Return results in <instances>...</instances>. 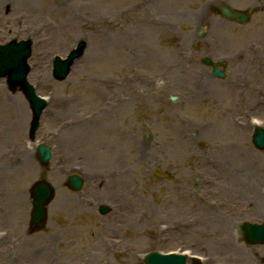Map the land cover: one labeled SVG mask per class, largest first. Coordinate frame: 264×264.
Listing matches in <instances>:
<instances>
[{
  "label": "rangeland",
  "instance_id": "obj_1",
  "mask_svg": "<svg viewBox=\"0 0 264 264\" xmlns=\"http://www.w3.org/2000/svg\"><path fill=\"white\" fill-rule=\"evenodd\" d=\"M226 1L255 14L245 25L229 23L208 12L216 0H32L28 7L11 0L0 7V44L31 41L27 81L47 103L30 142L28 104L0 79V104L22 110L15 136L12 118L0 117V264H143L152 251L224 264V237L236 242L233 219L264 214V199L256 200L260 211L248 212L246 186L228 188L214 163L227 155L219 147L244 152V167L258 172L255 190L264 191V151L251 144L254 121L264 129V13L251 0ZM101 19L104 30L91 24ZM79 41L83 56L55 81L53 59ZM203 57L225 59V78H212ZM127 79L147 80L149 93H131ZM109 103L112 118L97 126L82 120ZM40 143L51 147L45 167L35 157ZM70 174L82 177L80 193L65 186ZM37 179L49 181L55 197L46 226L29 232L27 192ZM100 205L111 212L99 216ZM229 218L227 232L221 227ZM237 249L239 259L245 249Z\"/></svg>",
  "mask_w": 264,
  "mask_h": 264
},
{
  "label": "water",
  "instance_id": "obj_2",
  "mask_svg": "<svg viewBox=\"0 0 264 264\" xmlns=\"http://www.w3.org/2000/svg\"><path fill=\"white\" fill-rule=\"evenodd\" d=\"M244 20V17L241 21ZM85 48L84 43H78L76 49L71 51L65 60H60L56 58L53 62V77L57 80L64 79L73 61L78 59L83 49ZM30 55V42H11L7 45L0 46V78L7 76V84L10 91L14 92L16 88L23 93L27 101L29 102L30 108L32 110L33 119L30 128V139L34 138L35 130L38 126V118L41 109L44 104L41 103L38 98L34 95V91L30 85L25 81L27 74L26 59ZM205 64H209L207 60L204 61ZM213 75L222 78V73L217 70L214 66ZM254 146L258 149H264V132L259 129H254V135L252 138ZM49 148L40 145L37 149L38 157L43 164H46L51 156ZM69 186L74 190H79L81 188V181L78 177L72 176L68 181ZM30 196L32 197V215L31 224L34 229H39L45 221V207L52 198L51 188L44 182L36 183L30 190ZM101 214H105L107 209L105 207L100 208ZM249 228L250 226L247 225ZM259 229V236H263L264 230ZM185 259L182 257H160L157 254H152L150 257L146 258L145 264H184Z\"/></svg>",
  "mask_w": 264,
  "mask_h": 264
},
{
  "label": "bare ground",
  "instance_id": "obj_3",
  "mask_svg": "<svg viewBox=\"0 0 264 264\" xmlns=\"http://www.w3.org/2000/svg\"><path fill=\"white\" fill-rule=\"evenodd\" d=\"M10 1L11 0H0V7L3 4L8 3ZM22 1L24 3H26L27 7H28V4L32 5V0H22ZM39 1H41V0H39ZM19 2H20V0H19ZM131 11H132L131 9L126 8L124 10L123 14L128 16V15H130ZM208 12H209V9H208ZM103 22H104V19H101L100 21L93 20L91 22V24L92 25H98L97 28L104 30L105 29V27H104L105 25H103ZM119 23H122V22H119ZM47 43H48V41L45 39L44 40V44L46 45ZM114 48L116 49V45L114 46ZM84 61L85 60H83V62ZM103 81H104V83L108 84L107 80L104 79ZM122 83L124 84V86H126V87L129 86L130 87L129 91L131 93H135L137 90H142V93L147 94V93H149V89H151L150 85L147 82V80H143L140 84H137V81H128V79H127V81H124ZM137 85H138V87H137ZM258 91H260V90H258ZM93 95L95 97H97V98H100L101 96H103V94L99 93V92L98 93H94ZM260 95L262 96V94H260ZM263 108H264V106H263ZM108 109L111 110V104L110 103L106 104L105 108L100 109V114L99 115L97 114L98 116L96 114H93L92 111H90L88 113L89 115H83L82 120L88 119L87 120L88 122L94 123V126H97L99 120L105 122L106 119H104V118H107V119L112 118L113 112H107ZM21 111H22L21 108H19V105H16V103H11V102H8V101H4V103L2 102L0 104V117L1 116H3V117L4 116H9V117L12 118V124L11 125L13 127H10L9 129L12 130L13 136L16 135L17 128H18V124L17 123L19 121H21V118H22V112ZM101 118H103L104 120L101 119ZM95 132L100 134L99 131H95ZM52 134L54 135V132ZM127 139L129 141L130 147L132 148L133 147V142L136 143L137 137L134 136L133 132H132V136H128ZM178 147H180V146L177 145L176 150H178ZM219 149H220V152L223 150V152L227 153V155L225 157V154H224V158L223 159L220 158V160H217L214 163H215L216 166L219 167V170L221 171V174L225 177L228 188H230L231 190H234V189L237 190L238 187H240V185L243 186V184H244L246 187H243V188L246 189V191L248 189V192H247V194L243 193L242 198L244 200H246L245 203L248 204L247 209H249V210L253 209V211H256L258 209L260 211L263 207L260 204L258 205V201L259 200L258 201H256V200L257 199H261V198L264 199V191L261 190L260 188H257L256 190H255L256 187L254 188L255 183H257L256 176H258V172H255L256 169L254 170V168H252L251 166L250 167L249 166L244 167V164H242V161H243V158H244V155H243L244 152L238 151V149H231V148L230 149L227 148L225 150V149H222V147H219ZM239 159H241V161ZM227 161H228V164H226ZM236 161L237 162L239 161V162L237 163ZM227 186L224 187L225 190H227ZM254 190H255L256 194L252 195V197L249 196V194H251L249 192L254 191ZM227 220H228L227 225H223L221 227V229L228 232L229 231L228 227L230 226L229 224H231L232 220L230 218L227 219ZM232 223L234 225H236L238 222L235 219H233ZM173 229H174V227H173ZM180 230H181V228H178V229L176 228L174 231H168V232H169V234L170 233L174 234V233H177ZM164 234H166V233L164 232ZM223 240H225L224 243H225V246H227L229 244V242L227 243V241H229L228 238L224 237ZM246 247L248 248V249L247 248L246 249L249 250L254 255L255 254L257 255L259 253L264 252V249L257 250L256 248H253V247H250V246H246ZM101 248L104 249L102 244H101ZM210 249H211V252L214 255V252L218 248L215 247L214 249H212V248H210ZM48 264H53V263L48 262Z\"/></svg>",
  "mask_w": 264,
  "mask_h": 264
},
{
  "label": "flooded vegetation",
  "instance_id": "obj_4",
  "mask_svg": "<svg viewBox=\"0 0 264 264\" xmlns=\"http://www.w3.org/2000/svg\"><path fill=\"white\" fill-rule=\"evenodd\" d=\"M247 249L244 252V256H242V260L245 261V262H242L241 264H259L260 260H261V257H259V254H257V255L255 254L254 255ZM248 254L250 255V257H248ZM248 259H251V260H254V261L249 262Z\"/></svg>",
  "mask_w": 264,
  "mask_h": 264
}]
</instances>
